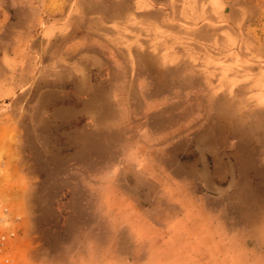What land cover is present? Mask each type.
Returning a JSON list of instances; mask_svg holds the SVG:
<instances>
[{
	"label": "rangeland",
	"instance_id": "1",
	"mask_svg": "<svg viewBox=\"0 0 264 264\" xmlns=\"http://www.w3.org/2000/svg\"><path fill=\"white\" fill-rule=\"evenodd\" d=\"M241 2L244 21L238 23L233 16ZM93 4L104 12L88 10ZM31 5L38 14V43L50 47L70 38L69 45L84 48L86 60L101 62L105 75V63L114 60L117 80L125 73L137 76L141 54L159 60L165 70L181 65L188 72L191 65L190 70L208 72L214 80L223 72L230 90L237 86L243 62L264 74V0H37ZM234 26L244 30L237 34ZM61 48L59 53L66 50ZM131 115L132 134L126 139V132L118 130L116 148L106 147L102 157L89 140L93 132L86 130L76 154L83 164L70 158L74 147L57 132L51 139L48 132L38 139L24 130L0 132V205L7 210L0 264H160L162 258L154 257L162 245L171 254L179 238L173 232L181 231L182 239L188 233L179 219L203 218L198 209L216 195H201L205 184L175 177L173 136L154 134L137 108ZM230 174V182L239 181ZM152 203L160 209L144 210ZM142 219H158L163 226L149 227ZM261 245H229L225 252L235 254L222 263L264 264Z\"/></svg>",
	"mask_w": 264,
	"mask_h": 264
},
{
	"label": "crops",
	"instance_id": "2",
	"mask_svg": "<svg viewBox=\"0 0 264 264\" xmlns=\"http://www.w3.org/2000/svg\"><path fill=\"white\" fill-rule=\"evenodd\" d=\"M31 3L37 0H0V132L24 130L32 132L36 139L42 138L43 132H48L51 139L57 132V138L74 147L70 158L80 162L76 154L88 135L86 130L93 132L89 140L99 148L97 156L102 157L106 147L116 148L118 130L126 132V139L127 134H132L127 127L128 116L137 108L147 115V124L154 134L173 136L175 177L205 184L201 195L209 191L211 196L216 195L215 200L210 198L198 209L203 218L183 222L179 219L180 224L188 227L187 235L182 239L181 231H174L175 238L177 234L179 238L174 240L171 254L165 253L162 245L163 250L154 258H162L160 264H223L226 257L235 254L233 250L225 252L229 245L250 242L261 248L264 243L262 70L244 66L243 62L237 86L230 90L229 77L223 72L214 80L208 72L190 70L191 65L188 72L181 70V65H173L166 71L159 60L141 54L137 76L125 73L122 80H117L114 60L105 63L104 67H109L105 75L100 70L101 62L86 60L84 48L69 45L74 42H69L70 38L62 37V44L50 47L38 43V14L36 5ZM87 9L102 10L95 4ZM243 9L241 2L240 11H234L238 23L244 21ZM232 29L237 34L244 30L238 26ZM60 48H66L65 53H59ZM225 51L228 49L222 44L221 52ZM261 55L264 64V51ZM166 114L172 116L167 118ZM86 121L90 123L86 125ZM90 124L92 129L88 128ZM105 136L107 141L103 139ZM130 141L133 142L131 138ZM231 170L239 181L230 182ZM242 178L244 183H240ZM159 207L152 203L144 210ZM142 222L149 227L163 226L158 219ZM158 243L159 238V246ZM152 257L148 255L147 259ZM130 259L132 263L136 259L132 253Z\"/></svg>",
	"mask_w": 264,
	"mask_h": 264
},
{
	"label": "built area",
	"instance_id": "3",
	"mask_svg": "<svg viewBox=\"0 0 264 264\" xmlns=\"http://www.w3.org/2000/svg\"><path fill=\"white\" fill-rule=\"evenodd\" d=\"M7 216V210L6 208L2 207L0 205V231H1V228H2V224L5 222V218Z\"/></svg>",
	"mask_w": 264,
	"mask_h": 264
}]
</instances>
